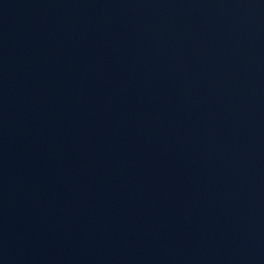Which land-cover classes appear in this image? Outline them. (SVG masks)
<instances>
[{"label": "water", "instance_id": "obj_1", "mask_svg": "<svg viewBox=\"0 0 264 264\" xmlns=\"http://www.w3.org/2000/svg\"><path fill=\"white\" fill-rule=\"evenodd\" d=\"M0 264H264V0H0Z\"/></svg>", "mask_w": 264, "mask_h": 264}]
</instances>
